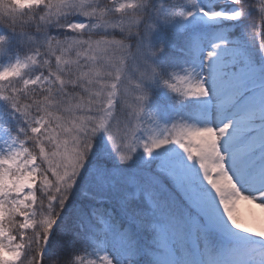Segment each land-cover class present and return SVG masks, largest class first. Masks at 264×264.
<instances>
[{"label": "snow or ice", "instance_id": "snow-or-ice-1", "mask_svg": "<svg viewBox=\"0 0 264 264\" xmlns=\"http://www.w3.org/2000/svg\"><path fill=\"white\" fill-rule=\"evenodd\" d=\"M240 201L264 0H0V264H264Z\"/></svg>", "mask_w": 264, "mask_h": 264}, {"label": "rangeland", "instance_id": "rangeland-1", "mask_svg": "<svg viewBox=\"0 0 264 264\" xmlns=\"http://www.w3.org/2000/svg\"><path fill=\"white\" fill-rule=\"evenodd\" d=\"M236 214L250 227L254 229L264 228V212L253 205L240 201L236 205Z\"/></svg>", "mask_w": 264, "mask_h": 264}, {"label": "trees", "instance_id": "trees-1", "mask_svg": "<svg viewBox=\"0 0 264 264\" xmlns=\"http://www.w3.org/2000/svg\"><path fill=\"white\" fill-rule=\"evenodd\" d=\"M257 8L259 7V0H256ZM157 117L159 118V113L157 114Z\"/></svg>", "mask_w": 264, "mask_h": 264}]
</instances>
